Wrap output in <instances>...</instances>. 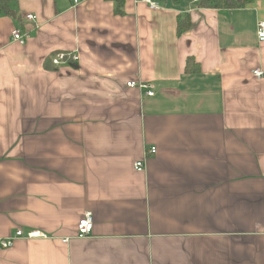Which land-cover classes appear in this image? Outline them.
<instances>
[{
	"label": "crops",
	"instance_id": "obj_1",
	"mask_svg": "<svg viewBox=\"0 0 264 264\" xmlns=\"http://www.w3.org/2000/svg\"><path fill=\"white\" fill-rule=\"evenodd\" d=\"M78 1L0 16V264H264V0Z\"/></svg>",
	"mask_w": 264,
	"mask_h": 264
},
{
	"label": "built area",
	"instance_id": "obj_2",
	"mask_svg": "<svg viewBox=\"0 0 264 264\" xmlns=\"http://www.w3.org/2000/svg\"><path fill=\"white\" fill-rule=\"evenodd\" d=\"M75 4H77L79 1L78 0H74ZM199 0H195V2H197ZM146 3L149 4V6L154 9V8H158V3L154 0H145ZM25 17L27 18V20L29 21H35L36 17L32 14H26ZM258 38L261 42H264V21H259L258 22ZM12 36L13 39L15 41H17L18 43H20L21 45L25 44V41L27 39L28 34L27 33H22L17 29H14L12 31ZM66 54L65 53H57L53 58H52V64L55 65H59L64 63V61H66ZM70 58L73 59L74 61L79 60L78 59V55L72 53L70 54ZM255 77H262L264 76V73L257 69L256 71L253 72ZM127 86L131 87V88H139V89H143L146 91V94L148 96H152L154 93L151 90L150 85L146 84V83H142V84H138L134 81L128 82ZM157 152L156 147H152L149 150V153L151 154H155ZM134 169L138 172H143L144 170V163L142 161H138L134 163ZM84 218L80 221V223L78 224V237H87L89 235V233L91 232V229L93 227V217L92 214L86 213L84 216ZM17 236H23V233L19 230L16 232ZM32 237H41V238H45L46 235L44 233H41L39 230H33L32 232H30V234L28 235V238H32ZM13 241L12 240H3L1 242L2 247H11L12 246Z\"/></svg>",
	"mask_w": 264,
	"mask_h": 264
},
{
	"label": "trees",
	"instance_id": "obj_3",
	"mask_svg": "<svg viewBox=\"0 0 264 264\" xmlns=\"http://www.w3.org/2000/svg\"><path fill=\"white\" fill-rule=\"evenodd\" d=\"M181 0H173L178 4ZM255 0H199V6L207 9H240L243 8ZM119 6L122 5V0H117ZM17 0H0V16L11 17L17 19ZM178 34H184V32L191 27L190 16L185 14L178 17ZM186 72L197 74L199 73V65L196 63L194 57H189L186 60L185 65Z\"/></svg>",
	"mask_w": 264,
	"mask_h": 264
},
{
	"label": "bare ground",
	"instance_id": "obj_4",
	"mask_svg": "<svg viewBox=\"0 0 264 264\" xmlns=\"http://www.w3.org/2000/svg\"><path fill=\"white\" fill-rule=\"evenodd\" d=\"M195 1V0H194Z\"/></svg>",
	"mask_w": 264,
	"mask_h": 264
}]
</instances>
